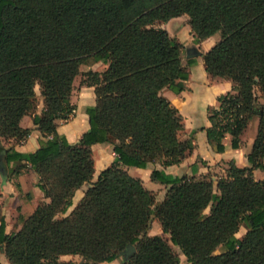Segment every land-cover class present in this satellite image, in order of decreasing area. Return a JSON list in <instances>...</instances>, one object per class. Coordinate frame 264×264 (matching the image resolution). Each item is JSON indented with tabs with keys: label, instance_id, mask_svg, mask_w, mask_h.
I'll return each mask as SVG.
<instances>
[{
	"label": "trees",
	"instance_id": "obj_1",
	"mask_svg": "<svg viewBox=\"0 0 264 264\" xmlns=\"http://www.w3.org/2000/svg\"><path fill=\"white\" fill-rule=\"evenodd\" d=\"M182 14L194 43L219 34L201 54L203 66L211 78L232 83L208 112L213 149L223 152L225 134L238 148L248 123L258 117V124L249 167L229 162L216 191L209 174L153 169L151 180L168 186L156 202L125 167L177 164L194 149L193 131L185 137L183 118L164 91L182 92L195 61L185 65L183 44L154 26ZM88 60L106 68L85 74L95 102L84 108L88 129L72 144L57 127L75 110L73 81ZM24 116L41 134L38 148L23 153L0 141V174L7 179L30 166L48 201L19 214L10 234L0 207V248L9 264H101L117 260L129 244L135 252L126 264H180L171 245L188 264H264V180L252 173L264 170V0H0V139L25 140ZM97 143L115 156L92 182ZM84 183V195L67 213ZM153 218L168 239L147 233ZM241 225L247 230L238 238ZM219 246L224 251L215 254ZM66 255L82 262L60 259Z\"/></svg>",
	"mask_w": 264,
	"mask_h": 264
},
{
	"label": "crops",
	"instance_id": "obj_2",
	"mask_svg": "<svg viewBox=\"0 0 264 264\" xmlns=\"http://www.w3.org/2000/svg\"><path fill=\"white\" fill-rule=\"evenodd\" d=\"M177 18L180 17L169 19L162 28L169 32L170 29L168 27L172 24L175 25V31H177V33L172 37L182 43L180 34L182 31L181 29H185V26H180ZM188 26L189 25H186V27ZM190 30L191 29H189V31ZM190 38V43L192 42V44L199 48V56L195 64L189 67V78L186 81V87L178 94L165 90L164 95L169 99L171 105L181 114L185 127V137L193 131V151L180 163L169 166H162L158 162H155L148 164L145 168L125 167L130 175L140 178L143 185L153 194L157 195V202H161L164 199L168 186L151 180V172L153 169L163 170L165 173L173 176L194 178L203 177L211 172L214 190L216 191V180L218 177L225 174L229 162H233L236 166L241 168L250 166L247 161V155L251 151L256 134L258 117H254L248 123L240 136L241 142L238 148H232L231 136L225 134L222 139L224 145L223 152H216L213 149L207 139L205 131L206 128L211 126L208 119V112L209 109L218 108L219 96L232 92V83L226 79L211 78L203 66L201 54L208 51L219 40V34H215L199 43L193 42V34H190ZM182 44L185 46L184 43ZM92 90L91 87H85L81 91L79 98L80 103L76 105L73 114L67 121H61L57 127L58 133L64 135L69 143H77L81 135L89 127L88 116L84 112V107L94 104L95 95ZM41 110L42 107L39 109L37 108V113H40ZM251 122L253 123L251 138L246 140L245 134ZM20 125L23 128L29 129L27 138L19 143L14 142L13 139H10L8 142L0 139L1 144L4 147H13L18 152L27 153L35 151L38 148V141L41 137L37 126L32 123L30 116H24L21 119ZM91 148L94 159V173L91 180L93 182L96 180L101 170L111 165L115 154L111 147H107L104 144H93ZM12 165L13 164H10L8 167L6 166V170H8L9 167L11 168ZM252 173L256 180H264V170L253 169ZM37 182L38 176L30 166L20 169L17 175L12 174L10 178L7 179H3L0 174V207L5 219V233L10 234L17 229L16 224L19 214L26 217L34 211L35 207L40 202L48 201V199L44 197L43 192L37 187ZM86 184L87 183H84L83 186L75 192L72 198V205L68 208L67 213L76 206L84 195V191L88 187ZM156 228L157 230L154 235H161V226L158 221ZM116 263H118V260L101 264Z\"/></svg>",
	"mask_w": 264,
	"mask_h": 264
},
{
	"label": "rangeland",
	"instance_id": "obj_3",
	"mask_svg": "<svg viewBox=\"0 0 264 264\" xmlns=\"http://www.w3.org/2000/svg\"><path fill=\"white\" fill-rule=\"evenodd\" d=\"M178 17H180V18H177L178 21H179V25L180 26H185V29H181L182 31H181V34H180V39H182V43L185 44L184 49H183V53H182V62L185 65H187L186 62H187V60L189 58H192V59H194V61H196V59L199 56V48L196 45L192 44V42L190 43V39H191L190 38V34H193V33H192L191 30L189 31V29H190V28H188L189 26L186 27V25H188L189 16L187 14H182V15H180ZM166 22L167 21H165V22H157V23L154 24V26L155 27H163L164 25H166L165 24ZM168 28L170 29V31L168 30L169 31L168 33H169V35L171 37L174 36V34L176 35L177 31H175V28H176L175 25L172 24ZM215 34H218V33H215ZM193 40H194V35H193ZM189 67L190 66H187L188 70H189ZM105 68H106L105 64H103L101 62H92L91 60L85 61V62L80 64V66H79V74L74 78L73 90H72V93H71V96H70V102H71V104H73L75 106V108H76V105L78 103H80L79 102V98H80L81 91L85 87H88V86L84 85V81L86 80V75L85 74L88 71L102 72ZM91 88L93 89L92 91H94V88L93 87H91ZM35 93H36L35 101L37 103V108L39 109V108L42 107V98H41V95H40V88H39L38 85H36V87H35ZM94 100H95V96H94ZM260 102H261V99H259V103ZM252 130H253V123L251 122L250 126H249V128H248V130H247V132L245 134V139L246 140L251 138ZM192 138H193V135H192ZM105 146H107V145H105ZM211 174L212 173L210 172L209 175L211 176ZM86 186H89V184L87 183ZM154 196H155V201L157 202V195L154 194ZM204 213H208V208L205 209ZM17 223L20 224L19 220H17ZM156 225H157V220L155 218H153L151 220V222H150V225H149V228H148V231H147L148 234L150 233L149 235H154V233L157 230ZM245 232H246L245 225H241L239 230H238V232H237L236 237L241 238L245 234ZM161 236L163 238H165V239H168V236L163 234V233L161 234ZM171 247H172L173 251L179 256L180 264H188L187 261H186L185 256L182 254L180 249L178 247L174 246V245H171ZM223 251H224V247L223 246H219L215 250V254L221 253ZM60 259L63 260V261L72 260V261H76L78 263L82 262V259L79 256H77V255H66V256H62ZM126 259L127 258H125L124 255H121L117 259L118 263H116V264H126ZM0 264H9L5 254L3 253L1 248H0Z\"/></svg>",
	"mask_w": 264,
	"mask_h": 264
},
{
	"label": "water",
	"instance_id": "obj_4",
	"mask_svg": "<svg viewBox=\"0 0 264 264\" xmlns=\"http://www.w3.org/2000/svg\"><path fill=\"white\" fill-rule=\"evenodd\" d=\"M5 171V163L2 158H0V173H3ZM135 252V246L133 244H129L124 252V257L128 258Z\"/></svg>",
	"mask_w": 264,
	"mask_h": 264
}]
</instances>
